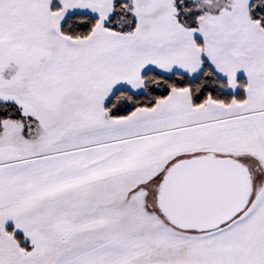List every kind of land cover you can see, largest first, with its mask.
Instances as JSON below:
<instances>
[{
    "label": "snow or ice",
    "instance_id": "obj_1",
    "mask_svg": "<svg viewBox=\"0 0 264 264\" xmlns=\"http://www.w3.org/2000/svg\"><path fill=\"white\" fill-rule=\"evenodd\" d=\"M0 264H264V0H0Z\"/></svg>",
    "mask_w": 264,
    "mask_h": 264
}]
</instances>
